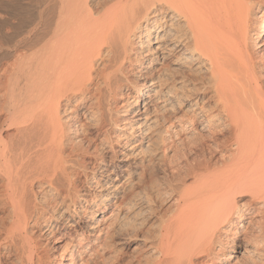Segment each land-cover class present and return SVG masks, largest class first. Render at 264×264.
Instances as JSON below:
<instances>
[{
    "label": "bare ground",
    "instance_id": "bare-ground-1",
    "mask_svg": "<svg viewBox=\"0 0 264 264\" xmlns=\"http://www.w3.org/2000/svg\"><path fill=\"white\" fill-rule=\"evenodd\" d=\"M1 2L0 264H264V0Z\"/></svg>",
    "mask_w": 264,
    "mask_h": 264
},
{
    "label": "rangeland",
    "instance_id": "rangeland-1",
    "mask_svg": "<svg viewBox=\"0 0 264 264\" xmlns=\"http://www.w3.org/2000/svg\"><path fill=\"white\" fill-rule=\"evenodd\" d=\"M2 3L4 4V2H1V0H0V13H1L0 15H2V13H5V10L2 9L3 8ZM0 26H1V24H0ZM124 94L126 95L127 92L124 91ZM118 149L122 150L119 147L115 148V150H118ZM108 156H110V155H108ZM120 193L117 194L118 199L115 200L118 202V203H116L117 205H119L120 204L119 202H121L120 198H123L122 194H120ZM144 205L145 204H141L139 208L145 209L146 207ZM116 213H117V211L115 209L114 210L112 209V211L107 216L108 220H111V221H113L114 219L116 220L115 216H117V219H118V214L116 215ZM80 215H81V217L83 216L82 213H80ZM125 216H126V218L123 219V221H122L123 223L118 222L119 220H117V223H115L116 221L115 222L113 221L115 224L113 225L114 227L112 228V229H114L113 230V232H114L113 238H114V241L116 242V248L119 250V252L116 254V256H118V260L121 261V262L119 261V264H139V263L144 264V259L148 258L149 254H150L149 248L147 247V244L144 242V237L147 235L145 232L147 230L145 231L144 228H142L143 230L138 229L135 225L136 223H134L133 220L131 221V219H132L131 216H129V214H126ZM141 219H143V218H141ZM142 221L140 220V222H142ZM123 224H125L126 226L122 227V226H124ZM131 224H134L135 226L131 225ZM120 227H122V228H120ZM134 227H136V229L140 230L141 232L137 231ZM64 228L62 227L63 230H65ZM70 229L73 231L75 229V227L74 228L70 227ZM234 255H236V253L232 254V256H234Z\"/></svg>",
    "mask_w": 264,
    "mask_h": 264
}]
</instances>
